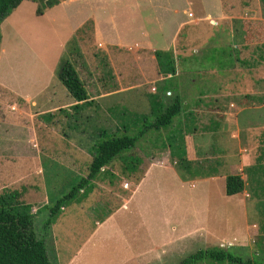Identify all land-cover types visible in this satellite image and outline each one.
I'll return each mask as SVG.
<instances>
[{
    "label": "rangeland",
    "instance_id": "rangeland-1",
    "mask_svg": "<svg viewBox=\"0 0 264 264\" xmlns=\"http://www.w3.org/2000/svg\"><path fill=\"white\" fill-rule=\"evenodd\" d=\"M85 1L82 5L84 12L78 3V6L67 7L66 13L61 9L55 10L46 20L40 17L43 14L36 15L38 6L36 2L24 0L0 24L2 36L0 43V156H8L10 159H4L7 162L15 160L16 151L19 150L21 142L27 140L30 128L34 125L44 145L48 143L49 135L53 143L55 141L53 130L48 126L59 127V124L63 126L68 122L80 133L83 126L89 122L93 124V129L101 126L108 133L121 134L117 126L122 121H127L131 124L128 134L135 136L139 135L141 130H145V126L148 127L147 122L152 120L149 114V98L153 96L152 93L157 92L158 86H164V75L158 72L153 51H138L133 54L134 49L132 48H130L131 51L104 50V45L100 44L103 40L96 39L94 31L88 32L84 41H78L77 48L72 49L67 43L64 50L60 46L62 40L60 37L65 38L69 34L67 30L70 25L81 20L85 13L94 11L99 14L100 30L105 41L113 37L112 31L117 24L121 28L122 26L131 27L132 33L128 37L130 42H133L137 35L140 37L141 30L148 28L151 31L157 23L156 16L160 18L162 13H155L145 9L144 6L143 15L148 19L141 21L137 18L135 22L133 19L131 22L129 11L128 15L114 14L113 17H109V14L123 9V5L119 3L120 0ZM222 1L224 18L214 22L200 19L197 25L181 30L174 43H169L173 45L172 49L177 59L176 82L180 89L179 94L184 100L183 113L175 117L173 124L165 130L164 128L159 131L155 128L146 129L133 149L113 160V167L118 173H121V168L133 163L135 168L132 172L137 174L135 179L137 183L145 170L151 166L150 172L146 174L137 188L136 195L130 204L132 214L128 224L132 232L135 231L133 242L137 247L141 246L144 251L153 248L155 252L151 257L144 255L143 258L146 256L148 258L138 259L137 264H177L189 254L207 247L222 248L246 259L264 261V174L256 177L255 184L248 181L246 185L248 195L227 196L222 180L198 182L195 181L194 176L178 177L173 170L160 165L164 164V155L169 152V149L164 150V144L166 146L175 144L173 138L168 141L167 135H175V138H180V136L183 138L186 135L192 137L195 129L198 128V125H195V113L188 114L198 102L195 100V92L204 91L201 97L197 96L201 102H212V105L205 106L207 113L203 115L204 121H208L210 117L209 111L213 107L214 95L216 93L226 94L225 88L228 89V101L233 104V107L235 104L248 105L250 108L258 106L256 100L251 101V98L244 94L251 86L249 77H264V60L260 58V55L264 57L262 44L257 43L258 40H256L245 47L238 45L240 51L238 53L232 51V54L235 59L239 57L243 63L235 61L233 66L224 69H221V66L230 65L232 61L229 45L220 47L216 51L210 50L209 47L216 45L210 40L211 37L218 39V45L226 44L224 37L215 36L220 28L231 29L234 32L237 29L236 41L238 44H244L243 21L264 20L262 3L260 0ZM175 4L180 10L185 7L181 0H175ZM197 8L198 4H194L193 9L196 11ZM179 14L183 15L181 11ZM164 16L166 17L165 11ZM200 17L203 18L201 15ZM174 24L172 19L168 20L164 35V48L168 45L166 39H170L167 34H171ZM136 28H139L137 32ZM152 38L158 39V36L153 35ZM161 45L163 44L160 43L157 46L162 48ZM62 51L63 56L58 59L57 64H60L62 58L70 59L84 81L89 96L97 97V100L88 109H76L75 114L72 115L35 116L34 113L37 110L24 105V100L19 94L38 96L36 101L41 107L48 103L49 100L47 101L43 97L44 94L40 92L43 86L38 83L41 82L40 73H44V66L51 68L55 53L60 55ZM250 64L253 67H250ZM195 65L205 70L200 69L199 73L193 74ZM57 72L58 67L54 79L56 83L50 90L52 100L60 103L67 102L71 96L58 79ZM33 75H35L34 78ZM198 75L206 80L195 86L192 79L197 78L198 81ZM209 77L213 79L212 84L207 80ZM156 78L159 79L154 81ZM223 78L226 84H215L217 79ZM122 88L123 92H119ZM153 88L156 90L154 91ZM168 92L171 98L176 94L175 91ZM248 92L250 93L251 89ZM221 104L219 101V105ZM233 110L232 112L235 111ZM141 116H145L143 120H140ZM256 116L257 114L252 113L249 116H242L240 124H249ZM257 118L264 120L262 115H258ZM215 126L216 123L212 124V127ZM205 127L211 128L208 125ZM54 132L58 133V131ZM198 132L197 130V135ZM61 134L63 131L59 133V136ZM65 134H68V131ZM244 138L245 135L242 134L241 140L243 141ZM224 142L228 145V150L222 148ZM224 142L220 144V147L214 145V151L220 153L221 157L223 153H232L236 149L233 139L226 138ZM54 152L53 156L56 158L48 160L46 155L43 158L44 162L53 161L49 164L47 175L49 195L53 197L51 194H55V197L59 199L65 195L67 188L75 185L85 175H79L78 172L69 173V170L65 168L61 150L57 149ZM1 158L3 157H0L2 161ZM136 159L141 162L138 168ZM169 161L175 168L171 159ZM1 165L5 169H9L10 166V164L6 166V163ZM11 165V172L2 174L4 180L16 176L17 164ZM211 166L213 163L210 164L209 160L198 164L199 175L210 176ZM62 168H65L68 173L63 172ZM262 168L264 169V162ZM117 177L120 176L117 175L114 182L118 181ZM111 182V179L105 175H100L93 187L88 189L86 196L78 194L76 200L64 207L62 212L64 215L55 221L53 236H51L57 242L55 245L51 242L47 245L50 258L55 254V246L62 259L72 254L94 223L89 214L93 213V216L99 218L108 211V208L112 207L113 195L108 194L102 187V185L108 187ZM13 191L15 189H9L8 194L14 195ZM54 202L52 201L51 205ZM46 214L48 215V212H35L34 227L37 233H39L42 218L46 217ZM109 248L107 245V250L112 251Z\"/></svg>",
    "mask_w": 264,
    "mask_h": 264
},
{
    "label": "crops",
    "instance_id": "crops-1",
    "mask_svg": "<svg viewBox=\"0 0 264 264\" xmlns=\"http://www.w3.org/2000/svg\"><path fill=\"white\" fill-rule=\"evenodd\" d=\"M85 2V0H61L58 5L47 9L40 17L47 20L51 16V13L55 10L61 9L66 13L67 7L70 5L78 6V3L81 5V10L84 12L82 5H84ZM181 2L184 3L183 6L185 7H182L180 10L179 6L175 4V0H120L119 3L123 5V9L115 11L113 14H109V17H113L114 14H127L129 11V20L131 22L132 19L135 22L137 18L143 21L144 19H148V17L146 18V16L143 15L144 6L145 9L147 8L155 13L161 12L162 15H160V18L156 16L155 19L157 23L151 31H149L148 28L146 30H141L140 37L137 35V38H134L133 42H130L128 37L130 33H132L131 27L122 26L121 28V26L119 27L117 24L112 31L113 37L105 41L100 30L99 14H96L94 11H90L85 13V16L82 17L81 20H78L70 25V28L67 30L69 34L65 38L60 37L62 39L60 46L65 50L67 43L73 39L77 29L80 28L86 21L91 19L93 20V31L95 36H97L96 39L100 41L103 40L100 44L104 45V50L113 49L116 51H126L132 48L134 49L132 50L133 54H136L138 51H153L154 53L156 50L172 49L173 45L169 43H174L177 40L179 32L187 29L191 25H197L200 19L214 22L217 19L225 17L223 13L224 7L222 0H181ZM194 4H198L196 11L193 9ZM164 11L166 12V17L164 16ZM180 11L185 17H182L183 15L180 16ZM190 14L192 15L190 16ZM200 15L203 16V18H201ZM50 19L54 20V18ZM169 19H172L175 24L171 34H167L170 36V39H166L168 45L164 48V35L166 34ZM138 30L139 28H136V32ZM237 33V29L234 32V30L231 29L220 28L216 32L215 36L218 35L219 38L224 37L226 44L218 45V39L215 40L216 38L213 39L211 37L210 40H212L216 45L209 47V49L216 51L219 50L220 47L222 48L229 45L230 54H232V51L238 53L240 51L238 49V45L240 47H245L247 44L245 42L244 44L237 43ZM153 35H157L158 39L160 38L161 40L152 38ZM232 38H235V40H232ZM160 43L163 44L161 45L162 48L157 46L160 45ZM63 51L60 55L55 53L54 62L51 68H49L50 66H44V73H40L41 82L38 83L41 85L43 84L40 92L41 94H44L43 97L47 101L49 100L48 103L41 107L36 101L38 96L35 97L29 96L28 94L22 95L18 93L24 100V105L37 110V112L34 113L35 116H47L48 114L53 116L56 114L72 115L76 110L72 107L77 103L73 98L67 102H55L52 100V93L50 91L52 90L51 88L53 87V84L56 83L54 79L56 76V68L59 64H57V62L58 59L63 56ZM231 59V64L222 65L221 69L233 66L235 61L238 63L243 62L239 57H236L235 59L233 54ZM250 67H253V65L250 64ZM200 69L205 70L203 68H199L198 65H195L193 74L199 73ZM34 77L35 75H33V78ZM158 79L159 78H156L154 81H157ZM249 79L251 86L247 88L248 90L245 91L244 96L248 98L250 97L251 101L256 100L258 102V106L251 107L254 108L253 110H251L248 105L243 106L242 104L239 106L235 104L233 107V104L228 101V89L225 88L226 94L216 93L214 95L213 107H211L209 111L210 117L208 118V121H204L203 115L207 113L205 106L207 104L212 105V102H201L200 98L197 96L201 97L202 94H204V91L202 90L203 92H200L201 90H199L198 92H195V100L198 102L194 104L192 112L188 113L191 115L193 112L195 113V125H198V128L195 129L194 136H184L186 156L190 161L201 164L204 160H209L210 164L213 163V166L210 168L212 174L210 176L196 175L194 176L195 181L222 180L225 185V180L228 175L239 174L245 181V189L241 193L243 196L248 193V190H246L248 181L255 184L254 181L256 180V177H261L260 175L264 174V169L262 168L264 159L260 160V155H262L264 151V120L257 118L258 115L264 116V77H249ZM205 80L206 78L199 76L198 81L197 78H195L192 79V82L195 86H197L202 84V81ZM207 80L211 84L213 83V79L211 77ZM224 80V78L221 80L217 79V81L214 82L215 84L223 85L226 84V81ZM249 89H251L250 93L248 92ZM123 90L124 89L122 88L119 92H123ZM178 90H180L179 87ZM239 93L243 94V92ZM91 99L95 101L97 100V97H90V100ZM219 101L222 103L221 105H219ZM91 105L80 109H88ZM233 108H236V110L234 109V111ZM232 110L234 112H232ZM254 111H256V113ZM251 113L257 114L256 118L253 117V122L241 125L240 117L249 116ZM214 123H216V126L212 127V124ZM207 125L211 128L205 127ZM58 126L59 127L48 126L49 129L51 128L53 130L52 133L55 135L54 143L51 135H49L47 139L48 143L42 145L36 126L34 125L33 128H30V132L26 138L27 140L21 142L19 150L16 151L17 155H15V160L7 162L4 159H10L8 156H0L3 157L1 158L3 160H0V193L9 189L19 191L21 193L20 199L23 202L32 205V211L34 214L39 208L47 206L51 204L52 201L57 200L55 194H51L53 197L49 195L47 180L49 164L53 161L44 162L43 156L46 155V158L51 160V158H56L53 156V152L57 149L61 150L60 153H63L62 157L64 158L63 160H65L64 164L65 168L69 170L68 172H78L79 175L86 176L87 166L92 158L93 146L101 137L102 132L105 131L101 126L93 129V124L89 122L86 123V126H83V129L80 127L82 129L80 133L77 131L75 126H70V123L68 124V122H66L63 126L60 124ZM117 128H120V125H118ZM197 130L199 131L198 135L196 133ZM54 131H58V133H55ZM62 131L63 134L59 136V133H62ZM66 131H68V134H65ZM242 134L245 135L243 141L241 140ZM217 138L218 141H216ZM226 138L229 140L233 139L235 141L236 149L232 151V153H223L221 157L220 153L214 151V145L216 144L220 147V144L223 143ZM222 148L228 150L227 148L229 147L228 145H225L224 142V146ZM169 159L170 154L168 152V154L164 155V164L160 165H164V168L173 170L176 176L180 177L176 169L171 166ZM113 162L114 161H112L108 166L103 167L99 176L92 181V184H94L97 182L100 175H105L111 179L112 182H114L116 176H120L117 177L118 181H115L114 183L111 182L108 187L102 185L108 194L113 195V202L111 203V205L113 204L112 207L108 208V211L104 212L99 218L97 216H93V213L89 214L91 219L94 220V223L89 231L85 233L81 244L67 258L62 259L61 256H59V250H56L55 246V254L50 258L52 264H137L138 259H147L152 256L153 252H155L153 248H149L144 251L141 246L137 247L135 242H133L135 231L132 232V228H130V224H128L132 214L130 204L136 195L137 188L143 181L144 177H146V174L150 172L151 166L145 170L140 181L137 183L135 182L137 177L135 172H132L131 170L124 171V168H121V173H118L115 167H113ZM4 163H6V166L7 164H10L9 169H5V167L1 165ZM11 164H17V170H15L16 176L12 179L4 180L2 178V174L3 172H11ZM254 166V171L251 170L250 172L249 169ZM65 168H62L63 172L68 173ZM124 184H128V187H124ZM70 188H67L66 192ZM63 211L64 208L59 214L60 216L57 217L55 221L64 215L62 213ZM43 212L45 213L47 211L43 210L41 213ZM46 217H43L42 220L46 219ZM55 221L51 226L50 233L46 237L47 245L50 242L55 245L57 242L56 239H52L51 237L53 236ZM107 245H109V249L112 251L107 250ZM144 255H147L148 257L146 256L143 258Z\"/></svg>",
    "mask_w": 264,
    "mask_h": 264
},
{
    "label": "trees",
    "instance_id": "trees-1",
    "mask_svg": "<svg viewBox=\"0 0 264 264\" xmlns=\"http://www.w3.org/2000/svg\"><path fill=\"white\" fill-rule=\"evenodd\" d=\"M23 1L0 0V24ZM31 1L37 3L36 15L40 16L47 9L58 5L61 0ZM260 1L264 13V0ZM242 27L245 32L243 39L246 44L258 40L257 43L260 42L261 46L264 47V20H245ZM93 28V20L86 21L77 29L74 38L68 43L69 46L72 49L77 48L78 41H84V37L88 32H93ZM1 39L0 32V43ZM153 54L159 73L164 75V86H158L157 92L153 93V96L149 98V114L152 120L147 122L148 127L145 126V130H141L139 135L132 136L128 134L131 124L127 121H120L121 134L103 131L101 137L93 146L92 158L87 167V175L82 177L63 197L57 199L52 205L49 204L50 206L47 205L37 210V213H41L43 210L48 212L46 219L41 223L39 233L35 231V214L32 211V205L20 200L21 193L17 190L13 191L14 195H9L8 190L0 193V264H51L46 237L62 209L76 200L78 194L86 196L88 189L93 187L92 181L99 176L102 168L111 164L114 159L120 157L123 153L133 149L138 139L146 132V129L155 128L159 131L164 128L165 130V128L173 124L175 117L183 113L182 107L184 103L176 82L177 59L173 49L156 50ZM260 58L264 60L262 55H260ZM57 73L58 79L65 86L71 98L77 102L72 106L74 109L89 106L94 102L92 99L90 100L86 85L80 78L75 64L70 59H61ZM168 91H175V96L171 98L167 94ZM144 117L141 116L140 120H143ZM166 138L168 141L173 138L175 142L173 146L164 144L163 148L169 149L171 162L174 164L179 176L190 178L199 175L200 172L197 168L199 163L190 161L186 156L184 137L175 138V135H167ZM262 159H264V151L260 155V160ZM135 161L138 168L141 162L138 159ZM134 168V164L129 163L124 168V171H132ZM253 169H255V166L249 171H254ZM244 189L245 181L241 175L231 174L226 177L225 194L227 196L241 194ZM12 198L15 202H13ZM177 264H264V261L246 259L243 256L227 252L222 248L207 247L189 254Z\"/></svg>",
    "mask_w": 264,
    "mask_h": 264
},
{
    "label": "built area",
    "instance_id": "built-area-1",
    "mask_svg": "<svg viewBox=\"0 0 264 264\" xmlns=\"http://www.w3.org/2000/svg\"><path fill=\"white\" fill-rule=\"evenodd\" d=\"M192 14H190V16H191ZM153 90L155 91L156 89L155 88H153ZM167 94H169V92H167ZM124 186L125 187H128V184H124Z\"/></svg>",
    "mask_w": 264,
    "mask_h": 264
}]
</instances>
